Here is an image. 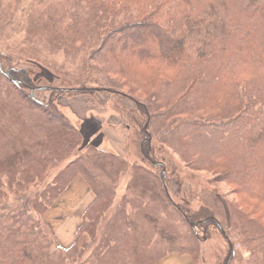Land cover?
<instances>
[{
    "label": "trees",
    "instance_id": "16d2710c",
    "mask_svg": "<svg viewBox=\"0 0 264 264\" xmlns=\"http://www.w3.org/2000/svg\"><path fill=\"white\" fill-rule=\"evenodd\" d=\"M43 11L50 16L47 22L57 16L59 23L42 25L52 33L62 22L61 39L63 31H70L74 40L87 34L92 35L87 44L98 40L87 60L106 66L99 72L104 76L95 81L87 77L82 84L52 89L35 83L38 72L33 67L0 63V75L19 94L7 105L0 98V179L31 168L46 152L59 160L73 157L60 173L65 185L55 190L48 204L41 207L34 199L31 209L0 214V264H107L127 255L144 260L154 253L157 256L143 263L152 264L170 252L194 257L198 248L183 227L166 223V213L151 205L153 201L130 193L122 197L82 258L87 245L78 235L91 222L94 239L100 217L92 218L89 212L100 201L97 214L109 212L115 192L109 193V184L93 171L104 174L103 168L94 163L89 168L83 162L78 127L51 101L38 98V92L47 89L67 94L107 90L132 98L140 116L134 122L143 157L158 163L149 155L151 136L169 147L186 149L188 153L180 156L190 158L193 167L215 171L218 181L234 188L250 225L260 228L264 238V0H60L48 3ZM102 153L103 160H118L111 152ZM75 176L84 179L94 199L82 213L72 244L49 251L53 240L43 214ZM157 177L164 186V170ZM52 185L51 191L57 182ZM132 188L143 194L148 190L140 181ZM162 191L168 197L165 187ZM182 215L193 235L197 225L207 222L224 235L204 208ZM232 254L230 245L228 258Z\"/></svg>",
    "mask_w": 264,
    "mask_h": 264
},
{
    "label": "rangeland",
    "instance_id": "374dc122",
    "mask_svg": "<svg viewBox=\"0 0 264 264\" xmlns=\"http://www.w3.org/2000/svg\"><path fill=\"white\" fill-rule=\"evenodd\" d=\"M56 1L60 0H0V63L4 67H33L34 72H38L34 77L35 83L52 87V89L59 86L82 84L80 81L87 77L92 79L91 81H95L96 78L104 76L99 72L104 71L106 65L94 66L95 63L87 60V55L96 47L98 42V40L93 39L90 41L91 43H86V39L92 37L91 34L85 35L83 39L74 40L70 31H63L62 36L64 38L61 39L59 34L63 28L62 22L56 26L58 31L56 33H52L51 30L42 26L44 23L50 25L57 21L55 20L57 16H54L53 21L47 22L50 16L43 11L45 5L48 3L55 4ZM51 17L53 16L51 15ZM102 31L101 28L98 30L99 33ZM69 36H71L70 39H68ZM90 67H94V69H90ZM98 69L100 70L98 71ZM91 74L95 76H91ZM15 96H19L17 90L0 75V98L3 100V104H10L13 101H10L11 99H14L12 102L14 103ZM37 96L43 102L51 101L64 117H67L78 127L82 140L80 150L76 151L81 154L83 162L88 167L94 163L95 166L99 165L103 168L107 177L98 170L93 171L101 177L100 179L105 180V184H109V193L115 192L109 212L97 214L102 209L100 208L103 204L102 201L95 211L89 212V214L92 213V218L97 217L98 219L99 215L100 217L98 224H96L97 227L94 228V239H90L91 222L87 223V228L85 226L78 235L79 241L87 245V250L84 251L82 258L89 253L94 242L98 240L104 222L109 219L112 211L120 205L122 197L131 193L136 199L139 196L142 198L145 196L147 200L153 201L151 205L158 206L159 212L166 213V223L183 227L185 235L188 233L189 238L194 243L195 241L198 243L194 257L189 254L191 257L190 264H264V238L260 237V228L256 229L250 225L249 217L243 213L244 210L240 204L241 199L235 194L231 185L218 181L215 171L193 167L189 162L190 158L180 156L188 153L186 149H180L176 145L169 147L160 142L158 136L157 139L151 136L147 141L151 142V151L149 152L151 159L162 163V167L158 166V163L152 164V160L150 162L143 157L140 148L139 127L134 122L140 116L135 110L136 103L132 98L107 90L67 94L47 89L38 92ZM87 108H90L87 110L88 114L85 111ZM90 110L94 111L90 112ZM227 111L229 110L226 107V113ZM77 117L85 118L79 119ZM179 117L192 116L182 115ZM83 119L87 126L88 124L97 126L103 120L104 122H119L123 126H121L123 129L119 131V135L124 137L125 152L122 153L121 151L118 154L112 149L110 150L107 140L101 138L103 135L105 136L102 130L96 133L95 138L87 142L85 133V137H83L82 130L78 126ZM100 139H103L101 143H99ZM101 150L115 154L118 160L109 158L103 160L101 155L104 153ZM54 157L55 154L49 157V153L46 152L44 156L41 155L40 158H37L31 168L26 166L20 168L19 173L11 177L1 176L0 214L11 215L20 209H31L34 199L38 201L41 207L48 204L56 193L55 190L65 185L66 179H63L60 173L69 160L73 158L71 156L59 160ZM161 170L165 172L164 186H161L157 180ZM138 181L148 187L144 194L140 188H132V185ZM53 182H57V186H54L51 191ZM163 187H165L168 197L162 191ZM56 200L52 202L50 207ZM172 203L180 206L182 212H178ZM201 208L208 210L209 214L222 227L225 236L214 223L207 222L203 226H199L195 222L196 220L193 222L197 225L195 229L197 235L195 233L193 235L189 227L183 222L182 214L190 215ZM44 222L46 221L44 220ZM48 227L53 240L49 251H52L59 245L55 243L51 227L49 225ZM154 239H157V234L154 235ZM230 245L233 247L234 254L228 258ZM164 250L166 249H161V253ZM151 254L144 260L128 255L119 259L113 258L107 264H143L157 256V254Z\"/></svg>",
    "mask_w": 264,
    "mask_h": 264
},
{
    "label": "crops",
    "instance_id": "0c3cea01",
    "mask_svg": "<svg viewBox=\"0 0 264 264\" xmlns=\"http://www.w3.org/2000/svg\"><path fill=\"white\" fill-rule=\"evenodd\" d=\"M89 109L87 108L85 110L87 112L86 114H88L87 110ZM92 111L94 110H90V112ZM77 118L82 119L85 117ZM86 119H89V117H86ZM78 126L82 130L83 137L86 136V139H88L87 142L95 138L96 133L102 130L105 136L103 135L101 138L107 140L110 150L112 149L113 152L118 154L121 151L122 153L125 152L124 137L119 135V131L123 129V126L119 122H104L103 120L97 126L89 124L87 126V123L83 119L82 123L80 125L78 124ZM103 139H100L99 143ZM93 199L94 194L88 184L80 176H76L70 186L60 194L55 203L46 210L43 218L51 227L57 245L67 247L72 244L74 232L82 221V213ZM190 262L191 257L189 254L170 252L152 264H190Z\"/></svg>",
    "mask_w": 264,
    "mask_h": 264
}]
</instances>
